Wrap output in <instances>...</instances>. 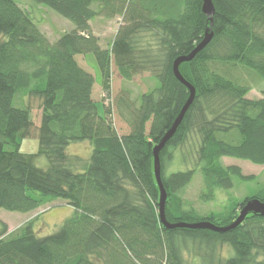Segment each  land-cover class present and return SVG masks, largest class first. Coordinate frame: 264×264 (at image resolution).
<instances>
[{
	"label": "trees",
	"instance_id": "16d2710c",
	"mask_svg": "<svg viewBox=\"0 0 264 264\" xmlns=\"http://www.w3.org/2000/svg\"><path fill=\"white\" fill-rule=\"evenodd\" d=\"M31 1L53 9L73 28L50 42L20 0H0V209L30 212L62 198L73 212L43 236L34 220L10 232L0 221V264H264V215L249 212L224 232L166 228L159 220L153 172V147L189 95L172 62L211 30L210 41L179 64L195 94L159 151L164 215L171 223L226 226L247 200L264 202V186L241 199L228 196L220 211L199 212L182 196L196 171L204 202L214 201L216 189L255 179L236 164H224L223 157L264 164V95L249 98L252 84L238 71L264 78V0H212L211 26L202 0ZM114 14L121 24L102 47L90 20ZM144 31L157 38V52L140 45ZM86 53H93L107 95L112 65L123 79L148 71L158 80L137 102L117 98L127 133L117 132L108 106L99 114L92 98L94 75L76 59ZM24 97L39 100L37 126ZM34 128L38 147L22 152V140ZM190 136L196 139L195 167L166 173L173 151ZM80 141L91 145L83 159L68 152ZM39 158L46 164L38 165ZM223 246L229 248L225 256Z\"/></svg>",
	"mask_w": 264,
	"mask_h": 264
},
{
	"label": "rangeland",
	"instance_id": "374dc122",
	"mask_svg": "<svg viewBox=\"0 0 264 264\" xmlns=\"http://www.w3.org/2000/svg\"><path fill=\"white\" fill-rule=\"evenodd\" d=\"M20 1L22 2V6L24 8L33 13L30 14L34 19V22L46 34L50 42H54L62 33L73 28L71 21L62 17L53 9L45 5H35L31 0ZM121 19L122 18L119 14H114L111 17L97 15L94 19L90 20L91 32L98 37L99 43L102 47L109 46L119 25L121 24ZM157 44V38L150 32H142L140 41V45L142 47L150 49L149 51L154 53L157 52ZM158 58H162V55L159 54ZM76 59L80 65L84 67V69L94 75L95 82L93 85L92 98L96 103L99 114L103 115V104L108 106L110 108L109 118L117 132L119 134L127 133L130 127L125 118L126 113L124 116L119 114L120 109L117 98L125 96L137 102V98L142 92L151 90L158 85V80L154 76H151L148 71L134 74L131 79H123L117 72L115 66L112 65L111 89L110 94L107 95L101 87V75L93 53L77 55ZM238 71L241 73H239V75H241L240 77L249 80L252 84V89L249 91L247 96L249 98L262 97L264 95V78L256 79L254 76H251L249 72L243 69H238ZM24 98L30 106L33 123L37 126L40 122L39 100L36 98ZM35 132L34 128L31 136L22 140L20 146V150L22 152L36 151L38 147V140ZM195 140V138L190 136L186 140L185 144L173 151V158L170 163L166 164L165 167L166 173L176 169L195 167L194 157L191 153ZM68 152L74 154L73 156L77 155L83 159L90 154L91 145L88 141L74 142L68 146ZM181 155L187 157L184 162L181 160ZM38 160V165L43 166L46 164L44 158H39ZM222 162L226 165L236 164L240 166L244 174H253L255 175V179L239 182L237 180L235 181L232 189L225 191L216 189L214 201L204 202L199 198V193L203 186L202 178L200 172L196 171L191 182L184 187L182 196L188 204L193 205L199 212H207L209 210L220 211L226 204L228 196H230V198L241 199L245 195L255 193V191L264 186V164H254L248 160L233 157H223ZM72 212L73 209L64 199L56 198L52 202H49L30 212L9 211L1 208L0 221L6 224L8 232H10L25 223L27 220H34V229L36 233L43 236L56 231L62 224L63 219L71 215ZM228 249L229 248L227 246H223L220 251L221 254L224 256L227 255ZM184 253L186 255L188 254V252ZM195 262L197 263V261Z\"/></svg>",
	"mask_w": 264,
	"mask_h": 264
},
{
	"label": "water",
	"instance_id": "95a60500",
	"mask_svg": "<svg viewBox=\"0 0 264 264\" xmlns=\"http://www.w3.org/2000/svg\"><path fill=\"white\" fill-rule=\"evenodd\" d=\"M201 9L203 13L206 16H208L211 26L212 15L214 13V6L212 0H202ZM211 37H212V31L205 30L203 38L193 48L192 51H190L187 55L177 56L172 62V72L174 76L176 77L177 80H179L183 85L186 86V88L189 90V95L185 100L184 104L182 105V107L180 108L177 116L174 118L171 126L165 131L159 142L153 147V172L159 190V196H158L159 220L166 228H174V227L206 228L216 232H224L236 227L249 212H254L264 215V202H261L257 198H251L247 200L240 209L239 214L235 218V220L226 226H217L207 221H198L193 223H187V222L171 223L166 220L164 215L167 193L161 182V177H160L159 151L165 145L167 140L174 134L178 124L182 120L183 115L187 110V108L189 107V105L191 104L195 94V89L193 85L189 83L180 73L179 64L183 61L190 60L196 52L202 49L210 41Z\"/></svg>",
	"mask_w": 264,
	"mask_h": 264
}]
</instances>
